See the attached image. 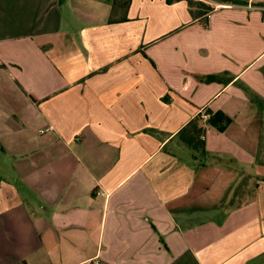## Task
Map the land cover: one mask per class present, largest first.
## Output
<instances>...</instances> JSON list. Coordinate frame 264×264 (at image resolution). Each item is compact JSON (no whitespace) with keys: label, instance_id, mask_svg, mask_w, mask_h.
I'll use <instances>...</instances> for the list:
<instances>
[{"label":"crops","instance_id":"obj_1","mask_svg":"<svg viewBox=\"0 0 264 264\" xmlns=\"http://www.w3.org/2000/svg\"><path fill=\"white\" fill-rule=\"evenodd\" d=\"M196 1L0 0V264H264V0Z\"/></svg>","mask_w":264,"mask_h":264},{"label":"trees","instance_id":"obj_2","mask_svg":"<svg viewBox=\"0 0 264 264\" xmlns=\"http://www.w3.org/2000/svg\"><path fill=\"white\" fill-rule=\"evenodd\" d=\"M62 1V0H60ZM168 2H174V1H179V0H167ZM210 1H216V2H229L232 0H210ZM210 1L205 0V1H201L198 0L196 1V4H198L199 6L203 7L204 10V14H209L212 10H213V6L210 4ZM232 2H237V1H232ZM201 122L200 118H197L194 122H193V131H192V135L189 138L188 144H194L195 143H202L201 141V137L203 136L204 132H205V128L204 126H200L199 123ZM210 125H214L216 126L219 130L223 129V124H228V121L226 120V118L223 115H210V117L207 119V122ZM180 137L184 138V131L180 134Z\"/></svg>","mask_w":264,"mask_h":264},{"label":"built area","instance_id":"obj_3","mask_svg":"<svg viewBox=\"0 0 264 264\" xmlns=\"http://www.w3.org/2000/svg\"><path fill=\"white\" fill-rule=\"evenodd\" d=\"M208 1H210V0H208ZM210 4H211V5H215V6L218 5L217 2H213V1H210ZM204 118H205V119L209 118V115H208V114L204 115ZM93 264H103V262H101V261H95Z\"/></svg>","mask_w":264,"mask_h":264}]
</instances>
